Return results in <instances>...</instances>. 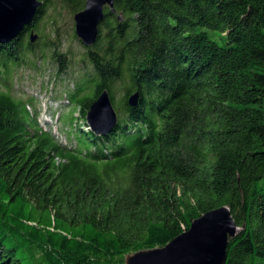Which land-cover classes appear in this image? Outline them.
<instances>
[{"label": "trees", "instance_id": "obj_1", "mask_svg": "<svg viewBox=\"0 0 264 264\" xmlns=\"http://www.w3.org/2000/svg\"><path fill=\"white\" fill-rule=\"evenodd\" d=\"M40 1L0 45V264H125L225 206L241 229L226 264H264V0H114L96 44H82L68 143L10 91L50 47L31 36L47 38L58 0ZM59 1L75 16L88 0ZM53 53L60 73L75 67ZM106 91L123 113L98 135L86 120Z\"/></svg>", "mask_w": 264, "mask_h": 264}, {"label": "water", "instance_id": "obj_2", "mask_svg": "<svg viewBox=\"0 0 264 264\" xmlns=\"http://www.w3.org/2000/svg\"><path fill=\"white\" fill-rule=\"evenodd\" d=\"M42 6L40 0H0V45L17 38ZM105 8L117 14L114 0H88L85 9L74 16L76 35L84 46L96 44ZM119 21H123L122 14ZM37 40L38 35L33 34L32 44ZM137 103L135 94L129 105L136 107ZM86 123L98 135H107L118 125L119 113L107 91L91 106ZM240 231L231 210L221 207L195 220L189 230L165 247L128 255L125 264H226L229 243Z\"/></svg>", "mask_w": 264, "mask_h": 264}, {"label": "rangeland", "instance_id": "obj_3", "mask_svg": "<svg viewBox=\"0 0 264 264\" xmlns=\"http://www.w3.org/2000/svg\"><path fill=\"white\" fill-rule=\"evenodd\" d=\"M55 3L58 9L49 8L47 16L41 22V26H45L43 29L47 38L40 37L37 41L43 43L48 40L50 47L41 51L43 45H39L36 54L30 57L31 65H24L15 71L10 91L16 99L26 102L32 100L33 104L30 105L29 110L39 112L42 126L52 130L62 142L68 143L66 137L61 134V130L64 129L63 116L67 115V118H70L73 114V106L70 107L67 102V91L74 90L72 79L83 72L84 66L81 62L85 52L82 42L74 37L75 24L72 11L63 7L59 0ZM55 50L61 54H68V62L73 63L75 60V67L70 66L68 71L61 74L59 64L53 59ZM120 96L121 93H118L116 100L120 99ZM114 106L116 107V104ZM118 112L120 120L123 112L120 110ZM49 115L51 117H46ZM74 116L78 118L80 113L76 111ZM86 125L90 128L87 123Z\"/></svg>", "mask_w": 264, "mask_h": 264}]
</instances>
